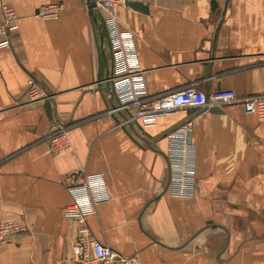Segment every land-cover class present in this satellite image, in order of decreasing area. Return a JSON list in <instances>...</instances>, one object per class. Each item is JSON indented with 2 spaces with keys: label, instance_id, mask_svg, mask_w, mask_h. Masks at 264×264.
Returning <instances> with one entry per match:
<instances>
[{
  "label": "crops",
  "instance_id": "1",
  "mask_svg": "<svg viewBox=\"0 0 264 264\" xmlns=\"http://www.w3.org/2000/svg\"><path fill=\"white\" fill-rule=\"evenodd\" d=\"M212 1L147 0L148 13L117 8L135 34L150 99L192 85L207 94L264 93V0ZM5 2L19 20L11 46L0 48V221L28 232L0 247V264H72L80 226L64 210L72 200L66 178L75 170L105 176L110 200L87 227L123 257L264 264V121L219 105L182 108L150 127L124 125L125 114L109 112L110 53L87 0ZM55 4L62 5L58 18L40 15ZM30 79L52 99L31 102ZM190 119L194 194L177 196L170 134ZM56 120L68 125L73 145L62 155L48 152Z\"/></svg>",
  "mask_w": 264,
  "mask_h": 264
},
{
  "label": "built area",
  "instance_id": "2",
  "mask_svg": "<svg viewBox=\"0 0 264 264\" xmlns=\"http://www.w3.org/2000/svg\"><path fill=\"white\" fill-rule=\"evenodd\" d=\"M147 0H95V15L100 30L104 33L110 53V79L115 105L110 113L125 114L123 124L140 120L145 127L156 124L161 117L175 113L182 108L206 109L219 105H238L244 113L253 114L264 121V93L240 96L235 92H216L207 94L197 86L150 99L136 48L135 34L126 28L117 15V8L131 2L144 3ZM62 5H49L39 12L43 18L56 19ZM0 35L4 40L0 48L11 46L10 35L18 29V15L13 7L0 0ZM27 96L31 102L52 97L37 83L30 79ZM68 125L56 120L48 134V152L62 155L72 150L68 135ZM193 120L170 134L169 161L171 167V191L177 196H191L195 186L196 148L192 143ZM74 179H78L75 181ZM67 190L71 196L64 210L66 219L79 224L78 235L72 245V264H138L123 257L105 243L94 239L87 227V219L96 213V208L110 200L105 176L102 173L85 174L81 170L69 173L66 178ZM28 227L12 221H0V247L6 246L10 239L24 235Z\"/></svg>",
  "mask_w": 264,
  "mask_h": 264
},
{
  "label": "water",
  "instance_id": "3",
  "mask_svg": "<svg viewBox=\"0 0 264 264\" xmlns=\"http://www.w3.org/2000/svg\"><path fill=\"white\" fill-rule=\"evenodd\" d=\"M212 4H213L214 7H216V5H217L215 0L212 1ZM127 5L129 7H131L132 9L136 10V11H140L142 13H148V7L145 4H143V3H140V2H131V3H128ZM87 8H88V11H89L91 17L93 18L94 22L100 28L98 18L95 15V9H96L95 0H87ZM100 35H101V39L104 40V33L102 31H101ZM217 37H218V30H217L216 35H215V42L217 40ZM109 79H110V68L107 69V81ZM214 111L217 112V113L218 112H221L220 109H218V108H215Z\"/></svg>",
  "mask_w": 264,
  "mask_h": 264
}]
</instances>
